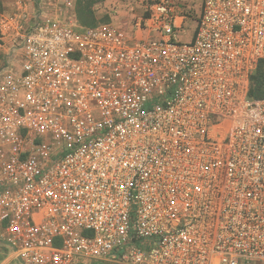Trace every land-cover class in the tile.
I'll return each mask as SVG.
<instances>
[{"label": "built area", "instance_id": "2783aa9c", "mask_svg": "<svg viewBox=\"0 0 264 264\" xmlns=\"http://www.w3.org/2000/svg\"><path fill=\"white\" fill-rule=\"evenodd\" d=\"M32 3L0 19V245L18 264H264V0H146L130 28Z\"/></svg>", "mask_w": 264, "mask_h": 264}, {"label": "rangeland", "instance_id": "374dc122", "mask_svg": "<svg viewBox=\"0 0 264 264\" xmlns=\"http://www.w3.org/2000/svg\"><path fill=\"white\" fill-rule=\"evenodd\" d=\"M27 0H0V14L17 12V5H24L22 8L28 10L30 5H25ZM133 4L135 9L134 13H129V5ZM146 0H75L74 16L78 24H81L80 17L78 16V8L80 5L90 8L88 15L84 19L91 21L93 25L104 23H118L124 27L130 28L135 22V14L141 13ZM31 10H29L30 12ZM28 12V13H29ZM83 20V19H82ZM189 34L190 31H189ZM189 35H181L182 40H188ZM244 264H260L258 262H246Z\"/></svg>", "mask_w": 264, "mask_h": 264}, {"label": "trees", "instance_id": "16d2710c", "mask_svg": "<svg viewBox=\"0 0 264 264\" xmlns=\"http://www.w3.org/2000/svg\"><path fill=\"white\" fill-rule=\"evenodd\" d=\"M90 8L80 5L78 8V16L82 26H94L88 19H84L85 15H88ZM88 13V14H87ZM90 14H92L90 12ZM83 19V20H82ZM249 94L252 97L260 98L264 97V60L260 61L253 73L250 75V88Z\"/></svg>", "mask_w": 264, "mask_h": 264}, {"label": "crops", "instance_id": "0c3cea01", "mask_svg": "<svg viewBox=\"0 0 264 264\" xmlns=\"http://www.w3.org/2000/svg\"><path fill=\"white\" fill-rule=\"evenodd\" d=\"M30 5V0L25 1V5ZM33 3L31 2V5L28 7V10H24L22 6L24 5H17V12H12V13H3L0 14V19L2 16H7V15H21L25 14L29 10H31ZM0 264H18L17 259L13 253H11L8 249L0 245Z\"/></svg>", "mask_w": 264, "mask_h": 264}]
</instances>
